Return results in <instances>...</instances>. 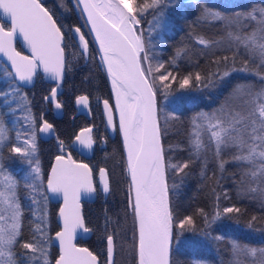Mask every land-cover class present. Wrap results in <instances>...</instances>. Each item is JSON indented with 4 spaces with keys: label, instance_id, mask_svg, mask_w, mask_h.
I'll return each mask as SVG.
<instances>
[{
    "label": "snow or ice",
    "instance_id": "obj_1",
    "mask_svg": "<svg viewBox=\"0 0 264 264\" xmlns=\"http://www.w3.org/2000/svg\"><path fill=\"white\" fill-rule=\"evenodd\" d=\"M264 2V0H262ZM180 0H75L79 9L81 26L57 24L54 12L45 7L41 0H0V53L11 62L10 71L3 67V78L7 88L0 90V105L11 113L23 110V120L27 127L16 132V142L10 141L0 111V264H52L48 258L51 237L46 223V206L50 195H62L65 209L60 210L64 230L57 233L60 255L55 264H99L97 257L87 248H78L73 243L77 228H83L80 215V193H93L96 187L92 182V169L88 164H77L71 154L57 155L50 177L45 178L38 158L37 132L54 134V126L47 120L32 113L31 101L22 94L24 87L33 83L37 70L42 69L48 78L56 82L45 100H55L57 90L65 79V48L78 42L81 55H87L89 42L81 27L91 25L89 34L94 32V41L98 42L101 62L111 76L116 94V107L119 110V131L123 135L127 150V172L130 177L128 188L129 206L134 222L138 224V264H170V244L172 242L173 213L169 201V183L167 169L172 168L173 176L184 173L196 160L203 164L201 176L207 177L209 157L223 173L229 162L236 165L240 179L238 197L257 201L264 208V86L257 87L253 82L237 85L224 102L216 109L201 111L193 115L188 131V159L171 164L165 159V147L162 143L161 126L157 116V86L169 89L177 78L165 64L150 55L152 31L166 25V10L180 7ZM151 10V11H150ZM71 11V9H68ZM86 14V18H85ZM151 14L147 44L144 30L138 26L141 19ZM7 23V30L4 24ZM198 23L219 24L224 30L220 39H209L195 35V43L207 50L206 55H215L227 42L226 51L233 54V63L224 65L223 70L207 76L188 74L178 81L180 89L195 85L216 87L234 71H241L264 81V8H250L246 12L234 11L222 13L217 9L203 6L200 9ZM66 27V31H62ZM31 50V57L21 55L14 47L17 36ZM69 43H65V41ZM186 49H179L177 56ZM246 57L242 67L235 66L237 56ZM156 60L155 64L153 61ZM227 62V55L219 57L215 63ZM171 64H176V57ZM159 73V75H155ZM167 82V83H165ZM77 104L88 105L87 96H79ZM60 102L55 103L61 109ZM108 123L113 130L112 107L104 101ZM166 131V129H165ZM58 139V148L64 151L63 140ZM75 141L84 149L91 150L96 143L92 128H84ZM6 148L12 156L28 166L25 174L17 178L4 164L3 150ZM183 150V149H182ZM169 146L168 152L171 154ZM227 157V159L225 158ZM215 175V173H213ZM102 191H109L108 174L100 169ZM179 182L173 180L175 190ZM215 192V189H213ZM30 202L33 212L31 240L24 239V207L21 196ZM71 195V205L69 197ZM226 195V194H225ZM219 201L220 197H215ZM235 205L205 214L208 226L221 220L223 216L241 213ZM257 217L253 215L247 227L252 228ZM193 225L191 216L179 222V227ZM87 232L88 229L84 228ZM222 239V237H215ZM108 259L111 260L113 237H107ZM229 264H264V246L230 242Z\"/></svg>",
    "mask_w": 264,
    "mask_h": 264
},
{
    "label": "trees",
    "instance_id": "obj_2",
    "mask_svg": "<svg viewBox=\"0 0 264 264\" xmlns=\"http://www.w3.org/2000/svg\"><path fill=\"white\" fill-rule=\"evenodd\" d=\"M43 1L44 6L50 11L60 9L63 13L62 19L68 17L67 6L72 9L75 21L77 16L79 17L73 12L74 9L71 5L73 0ZM180 5V7L168 8L165 14L166 25L151 33L154 47L151 49L150 55H155L156 60L164 63L165 69L172 71L177 78V82L173 83L169 89L161 90L158 85L156 96L157 116L161 126L162 143L165 147V159L171 164L188 159L187 134L194 114L218 108L237 85L253 82L257 87L264 86V81H260L258 77L234 71L216 87L197 86L195 82H193L192 88L180 89L178 87L179 79L185 75L200 73L201 76H207L217 71L218 68L222 71L226 63L228 65L233 63L232 52L224 50L227 48L226 41L222 48L214 50L215 55H206L207 50L201 51L203 46L195 43L193 38L195 35H202L209 39H220L224 35V30L219 24L198 23L200 9L206 5L226 14H231L234 11L246 12L250 8H264L262 0H180ZM152 21V15L148 14L141 19V24L138 26L144 30L146 44L149 36L148 26ZM81 23L83 24L84 21L81 20ZM85 28L86 36H89ZM62 31L64 30L62 29ZM65 43L69 42L66 40ZM179 49H186V51L183 55L177 56ZM224 55L229 57L227 62L222 60L219 64L214 62ZM173 57H176L174 66L171 64ZM245 59L246 57L243 55L236 57L235 66L237 69L242 67ZM156 60L153 61V64ZM65 62L66 72L62 85L64 90L62 101L67 108L65 116L73 114L71 107L73 99L85 95L90 100L91 115L94 121L100 125L99 100L110 101L111 99L105 74L100 70L92 54L89 55L88 61L85 63L84 56L81 55L74 43L65 48ZM3 67L4 65L0 62V90L7 88V80L3 78ZM155 75H159V73ZM35 84L40 87L36 88L35 86L27 91L31 108L34 105H40L42 97L34 98L33 91H39L41 95H45L49 90L48 86H51L46 84L40 75L36 77ZM2 108L4 107L0 105V109ZM169 146L172 148L170 155ZM112 147L121 148V144L116 143ZM3 151L6 152V148ZM115 156L119 157V155H114L113 160L106 166L110 175L111 191L106 201L105 211L100 202L92 206L90 213L93 229L90 250L96 255L100 264H107V237L112 236L113 264H135L136 239L133 213L128 200L129 185L126 174L123 173V166L119 165ZM225 158L227 159V157ZM202 168V162L196 160L190 164L188 169H185L186 173H190L188 176H185L184 173L173 176L174 170L167 169L169 201L173 213L170 264H229V249L232 240L264 246V208H261L257 201L238 197L240 176L236 165L231 162L227 163L225 171L221 173L217 169L216 162L209 157L206 170L208 178L201 176ZM182 177L183 182L178 183V187L173 190V180L179 182ZM217 195L220 197L219 201L215 199ZM21 198L25 210L24 227H26V223L31 226L34 217L30 210V202L24 198L23 193ZM217 204L220 210L235 205L242 211L238 216L235 213L223 216L221 220L208 226L200 210L211 218V214L217 210ZM253 215L257 217V220L249 229L247 224ZM188 216H191L193 220L191 230L187 225L181 229L178 226L179 222ZM31 217L33 218L31 219ZM215 237H222V239H215ZM31 238L32 235L25 236L24 234L25 240H31Z\"/></svg>",
    "mask_w": 264,
    "mask_h": 264
},
{
    "label": "flooded vegetation",
    "instance_id": "obj_3",
    "mask_svg": "<svg viewBox=\"0 0 264 264\" xmlns=\"http://www.w3.org/2000/svg\"><path fill=\"white\" fill-rule=\"evenodd\" d=\"M41 2L44 4L43 0H41ZM71 5L74 9L73 12H75L76 15H79V12L75 9L73 2ZM67 7H68V9H71V8H69L70 6H67ZM72 15H73V13H72V9H71V11H68V17L62 19L63 13L60 11V9H56L54 11L53 18L57 20L58 25L63 23V24H65L66 27L69 24H74L76 26L83 25L81 23V20H79L78 16H77V19L75 21V19ZM4 26H5V29H7V24H4ZM66 27L63 29L64 31H66ZM85 29L87 31V28H85ZM84 31H85L84 27H81V32L85 34V38L89 42L88 57L90 54H92L93 58L95 59L96 50H95V48H93V43L91 41V38L89 36H86V33ZM88 35H89V33H88ZM73 43L75 45H77L76 42H73ZM17 46L19 47V49ZM77 47H78V45H77ZM16 49L18 51H21L18 43L16 44ZM78 49H79V47H78ZM95 61H96V59H95ZM38 75L39 74H37L36 77ZM35 81H36V78H35ZM46 84H48V83H46ZM49 85H51V84H49ZM35 86H36V88L40 87V85H36L34 83L31 88H23L22 94H25L28 96L29 94L27 93V91L30 89H33ZM48 87H49V90L45 95H41L39 93V91L38 92L33 91L32 95L34 96V98H38L40 96H42V97H41V104L40 105H34L31 108L32 113L37 117V126L39 125V117L41 115L43 116V119L47 120L49 123L53 124V126H54V134L37 132L38 158H39V163H40V167L42 170V175L45 178L50 177L51 168L54 167V165H55V157L57 155H65V159H67L68 153L71 154V158L73 161H75L76 163H79V164L80 163L88 164L89 168L92 169V182H93V185L96 187L94 200L91 203L87 202V201H80V208H81L80 212H81V217L83 219V226H84V228H87L88 231L90 232V237L87 238L85 236L84 239L79 238L78 240L75 241L76 246L84 247V248H87L88 250H90V243H91V240L93 237V229H92V225H91L92 221L90 218V213L92 212V206L96 205L97 203L99 204L101 202V204L103 205L102 208H104V211H105L106 201H107V198L110 194V192H109L106 199L103 197V195H102V193L98 187V173H99L101 168L106 169V172L108 174L109 186L111 188L110 175H109L108 168L106 166H107L108 162H111L113 160L114 155H119V157L118 156H115V157H116V159H118L119 165L121 164V166H123V173L126 174V166H125V160H124L122 146H121V148H116V147L113 148L112 147L113 144L114 145L116 143L121 144L119 122L115 118V124L117 125V130L114 131V136L110 137L107 130H106L102 114H101V121H100L101 124L100 125H98V123L94 121L92 115L89 118H87L84 115H77L76 114L75 100L79 96L74 98L72 101L71 107L73 109V114L66 117L65 111L67 108H66V105L64 104V102L62 101V95L64 93L63 88H62L61 94L57 97V101L60 102L63 105V107L60 109V111L58 112V115H57L55 112L53 104L50 102H45V99H44V97H46L50 94V90L53 88V85L48 86ZM88 101L90 104L89 98H88ZM101 101H103V100L102 99L99 100V106H100ZM109 103L113 107L112 99H110ZM3 107L4 108L0 109V111H3L5 113L3 119H4L6 127H7L8 136L10 138V141L16 142V140H15L16 132L18 130L23 131L27 127V124L23 120V116L25 115V112L21 109L15 113H11L7 107H5V106H3ZM100 111H101V106H100ZM90 114H91V111H90ZM84 128H92V136L96 140V143L94 144V146L91 150H88V149L84 150L85 154H88V157H84L82 153H79L77 150H74L71 147V143L73 142V140L77 136L78 132L83 130ZM57 138H59V140L64 141L65 148H64L63 152H61L58 148V139ZM16 143H18V142H16ZM3 155L5 158L4 164H5L6 169L10 173L14 174L18 179L21 178L25 174L28 166L26 164L21 163L19 158H17V157L12 156V158L9 159L10 154L7 151L6 152L3 151ZM126 177H127V174H126ZM22 203H24L23 199H22ZM62 203H63L62 201L53 202L50 199L47 202L46 223H47L48 235L51 237V240H52V236L61 230V225L59 223L58 218L60 217L59 213H60V210L62 208ZM32 218L33 217H31V219ZM26 219L27 218L25 217V220ZM33 220H34V218L31 221V226H28V223H26V225H25L26 227H24V229H23L25 236L33 235L32 231H31V228L34 226ZM133 222H134V218H133ZM134 232H135V228H134ZM135 244H136V240H135ZM90 252H92V251L90 250ZM92 254H94V253H92ZM59 255H60L59 250L57 248H55L50 241L48 258L52 262V264H54V262L59 257Z\"/></svg>",
    "mask_w": 264,
    "mask_h": 264
},
{
    "label": "water",
    "instance_id": "obj_4",
    "mask_svg": "<svg viewBox=\"0 0 264 264\" xmlns=\"http://www.w3.org/2000/svg\"><path fill=\"white\" fill-rule=\"evenodd\" d=\"M73 5L75 7V0H73ZM75 9L79 12V9L78 8H75ZM85 18H86V14H85ZM5 24H7V23H5ZM90 27H91L90 24H88V26H86L88 33H89V30H90ZM89 36H90L91 41L93 43V46H94V48L96 50V56H95L96 62L98 63V65L100 67V70L105 74V76L107 78V82H108V86H109V91H110V94H111V99H112V105H113V107L111 106V104L107 100L101 101L100 102V106H101V114H102V117H103V120H104V123H105L106 130H107L109 136L110 137H113L114 136V130H113L112 126L108 123L107 109H105V107H104V101H107L108 104H109V106L112 107L113 122L115 123V118L119 122V110L116 107V94H115V90L113 89V86H112V82H111V79L112 78H111V76L106 71V65L102 64V62H101V53L99 51V45H98V42H95L94 41L95 33L92 32V33L89 34ZM17 43L19 44L21 51H18L16 49V44ZM76 43L78 45V42H76ZM14 47H15L16 51L20 52L21 55H26V56L31 57V50L28 48L27 44L23 41L22 37H20L19 35L17 36V38L14 41ZM83 56H84V59H85V63H87V61H88V53H87V55H83ZM0 62L4 66H7L10 71H13L14 72V69L11 68V62L7 60V57L3 53H0ZM37 74H39L42 77V79H43V81L45 83L51 84V85H53V87H55L56 82L50 80L48 78L47 74L44 73L42 69H38L37 70ZM35 78L36 77H34L33 83L31 85H28V86H26L24 88H31L33 86V84L35 83ZM62 85H63V83L61 84V87L57 90V96H56L55 100H45V102H50V103L53 104L54 109H55V112H56L57 115H58V112L60 111V109H56L55 108V103L57 102V97L62 92ZM76 100H75L76 114L77 115H84L87 118H89L91 116V114H90V104H89V101H88L87 107H85L84 105L77 104L76 103ZM81 131H79L78 134ZM120 136H121V146H122V150H123V155H124V160H125V166H126V174H127V179H128V185H129V183H130V177H129L128 172H127V150H126V147L124 145L123 135H122L121 132H120ZM71 147L74 150H77L79 153H82L84 157H88V154H85V152H84L85 149L82 148L80 145H78V143L75 141V139L71 143ZM77 164H79V163H77ZM101 169H104V168H101ZM104 170L106 171V169H104ZM98 187H99V189H100L103 197L106 199L107 196H108V194H109V192H110V186H109V191L107 193H105V192L102 191L101 181H100V171L98 173ZM49 195H50V200L53 201V202L62 201L63 203H62V208L61 209H65V204H64V200H63V196L62 195H59V196L52 195V194H49ZM94 197H95V192H93V193L81 192L80 193V199H79V205H80V201H87V202H90V203L93 202ZM128 200H129V198H128ZM69 204L71 205V195L69 197ZM65 211H67V209H65ZM80 211H81V208H80ZM80 215H81V212H80ZM58 220H59V223L61 225V230L60 231H63L64 230L63 217L60 216L58 218ZM134 228H135V239H136V244H135V264H138V224H136L135 222H134ZM56 235H57V233L52 236L51 243L60 252L59 241H57L55 239ZM85 236L87 238H89L90 237V232L89 231L85 232L84 231V227L83 228H77L76 229V233H75V239L73 240V243L75 244V241L78 240L79 238L80 239L81 238L84 239ZM172 238H173V228H172ZM171 245H172V242L170 244V253H171ZM76 247H78V246H76ZM78 248H84V247H78ZM107 248H108V245H107ZM113 258H114V251L112 253V256H111V260L110 261L108 259V252H107V264H113ZM97 260H98V258H97ZM98 262H99V260H98ZM54 264H55V262H54Z\"/></svg>",
    "mask_w": 264,
    "mask_h": 264
},
{
    "label": "rangeland",
    "instance_id": "obj_5",
    "mask_svg": "<svg viewBox=\"0 0 264 264\" xmlns=\"http://www.w3.org/2000/svg\"><path fill=\"white\" fill-rule=\"evenodd\" d=\"M123 264V263H122Z\"/></svg>",
    "mask_w": 264,
    "mask_h": 264
}]
</instances>
